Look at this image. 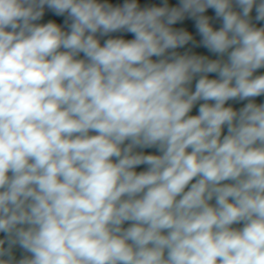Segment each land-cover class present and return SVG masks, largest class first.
Returning <instances> with one entry per match:
<instances>
[{"label":"clouds","instance_id":"obj_1","mask_svg":"<svg viewBox=\"0 0 264 264\" xmlns=\"http://www.w3.org/2000/svg\"><path fill=\"white\" fill-rule=\"evenodd\" d=\"M261 70L264 0H0V264H264Z\"/></svg>","mask_w":264,"mask_h":264},{"label":"trees","instance_id":"obj_2","mask_svg":"<svg viewBox=\"0 0 264 264\" xmlns=\"http://www.w3.org/2000/svg\"><path fill=\"white\" fill-rule=\"evenodd\" d=\"M110 2H112L114 4H122L123 3V0H110ZM140 3H141L142 6L148 5V4H153V3H157L158 4L159 3V0H140ZM177 26H180V25H177ZM189 27H190V25H189ZM115 35H119V34H115ZM128 38H131V37L129 36ZM197 39H198V37H197ZM189 47H191V45L186 46L185 49H178V51H180L182 53L183 51H185ZM193 51L194 52H204L205 50H203V49H193ZM257 102L258 103L264 102V96L258 97L257 98ZM229 103L233 104L234 107L239 108V107H241L243 105V103H246V101L245 102H239V103L230 101ZM193 113L196 114V109L193 110ZM146 151H155V150L154 149H149V150H146ZM145 167L146 166H143L142 165V166H140L137 169V171L144 170Z\"/></svg>","mask_w":264,"mask_h":264},{"label":"rangeland","instance_id":"obj_3","mask_svg":"<svg viewBox=\"0 0 264 264\" xmlns=\"http://www.w3.org/2000/svg\"><path fill=\"white\" fill-rule=\"evenodd\" d=\"M262 72H264V70H261ZM194 114V113H193Z\"/></svg>","mask_w":264,"mask_h":264}]
</instances>
